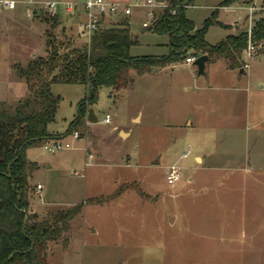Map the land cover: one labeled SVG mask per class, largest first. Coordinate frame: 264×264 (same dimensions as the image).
Instances as JSON below:
<instances>
[{
	"label": "rangeland",
	"instance_id": "1",
	"mask_svg": "<svg viewBox=\"0 0 264 264\" xmlns=\"http://www.w3.org/2000/svg\"><path fill=\"white\" fill-rule=\"evenodd\" d=\"M220 2L194 0L186 12L200 28L218 8L216 18L224 25L207 28L205 40L211 45L234 34L235 27L247 31L253 25L247 19V5L255 7L251 21L264 17V0H224L227 6ZM35 8L27 13L17 5L0 11V101L26 92L11 64L45 54L49 26L42 18L48 11ZM160 9H155V16ZM143 10H133L129 28L137 43L130 54L167 55V37L142 28ZM50 31L64 46L88 42L72 20ZM262 44L249 57L243 52L248 68H242L244 73L234 70L226 81L221 59L206 62L203 74L184 60L151 74L131 72L127 88L98 89L96 101L85 106L82 126L74 128L78 138L71 134L61 138L69 148L29 150L27 157L39 166L30 177L33 185L42 186L39 194L34 188L31 198V208L39 216L127 188L109 201L84 205L69 222L67 247L60 241L50 244L51 264H264ZM207 83L227 88L202 90ZM50 90L58 96V107L48 129L60 135L89 89L79 83H52ZM198 103L201 113L208 114V125L188 127L187 118L204 117L195 108ZM89 108L96 122L87 120ZM105 114L109 124L103 122ZM136 114L139 121L132 119ZM218 125L221 130L214 131ZM187 149L191 153L182 157ZM172 165L182 168L183 178L168 185L165 175Z\"/></svg>",
	"mask_w": 264,
	"mask_h": 264
},
{
	"label": "trees",
	"instance_id": "2",
	"mask_svg": "<svg viewBox=\"0 0 264 264\" xmlns=\"http://www.w3.org/2000/svg\"><path fill=\"white\" fill-rule=\"evenodd\" d=\"M193 2L164 0V7L148 27L150 32L168 39L169 53L161 56L130 54L137 37L130 33L126 18L98 28L87 44L73 47L58 42L50 31L60 24L59 14H44L42 21L50 29L46 30L45 54L32 57L25 64L10 66L14 75L24 82L25 94L0 101V264H51L47 254L50 244L60 241L67 247L69 238L65 234L70 229L69 222L85 204H101L127 189L119 187L101 200L89 198L45 216H39L31 208L35 186L30 177L38 165L27 158V150L61 139L82 126L85 106L96 101L100 87L119 91L131 83V72L142 75L202 54L207 55L206 62L221 59L227 69L240 70L248 42L264 43V17L261 16L254 21L250 37L243 30L228 34L215 45L207 43V28L219 23L216 9L196 28L185 13ZM228 4L222 1L220 6ZM63 46L66 50H62ZM52 83H79L89 89L88 96L79 101L67 130L60 135L48 130L58 107V96L50 90Z\"/></svg>",
	"mask_w": 264,
	"mask_h": 264
},
{
	"label": "built area",
	"instance_id": "3",
	"mask_svg": "<svg viewBox=\"0 0 264 264\" xmlns=\"http://www.w3.org/2000/svg\"><path fill=\"white\" fill-rule=\"evenodd\" d=\"M255 1V0H253ZM163 2H157L156 0H127V1H110V0H82L81 2H69V1H49L44 2L42 7H44L49 13H57V11L65 9L66 11H72L75 6H80L84 12L85 19L80 24L82 33L89 38L91 34L98 30V28L104 26L103 21L105 19H117L121 20L130 16L134 9H144L146 12V20L142 22V28H148L151 25V22L156 18L154 11L156 8H163ZM17 6V0H0V11H10L14 10ZM248 7V16L247 19L250 24H253L252 13L255 10V7L250 4ZM252 25L249 26L247 30V35L250 37ZM262 42L255 45L250 41L248 42L247 48L244 50V53L249 57L252 52L257 48L262 46ZM196 56H188L184 59L185 63H193ZM244 68H247L248 65L244 64ZM103 122L109 124L110 117L108 114H105ZM74 138H78V132L74 131L71 134ZM63 139L49 140L45 142L42 146L47 152L60 151L62 149L69 148V143H62ZM191 153L190 149H187L182 153V157H187ZM76 174V173H75ZM183 172L182 168L178 166H170L167 168L165 175V181L168 185H174L182 180ZM42 186L37 184L35 186V194H39Z\"/></svg>",
	"mask_w": 264,
	"mask_h": 264
},
{
	"label": "crops",
	"instance_id": "4",
	"mask_svg": "<svg viewBox=\"0 0 264 264\" xmlns=\"http://www.w3.org/2000/svg\"><path fill=\"white\" fill-rule=\"evenodd\" d=\"M49 1H52V0H44V1H42V0H37V1H32V0H17V5H19V10L20 11H22L23 9H27L26 11H27V13H28V8H34V7H36L35 9H41L40 7L42 6V4L44 3V2H49ZM82 0H77V1H73V2H81ZM110 1H127V0H110ZM222 1H224V0H222ZM69 2H72V0H70ZM221 3V2H220ZM31 4V5H30ZM191 6V5H190ZM190 6H187V8H186V10H185V13L187 12V9H188V7H190ZM219 6H220V4H219ZM224 6V5H223ZM225 6H227V5H225ZM17 7V6H16ZM215 9H218L217 7L215 8ZM214 9V10H215ZM139 10H142V9H139ZM11 11V10H10ZM62 12H64V14H62ZM218 12V11H217ZM57 13L59 14V18H60V24L63 26V25H66L67 23H69V22H71V20L72 21H75L76 23H77V28H78V32L81 34V36L83 37V36H85L83 33H82V31H81V28H79L80 27V24L84 21V19H85V15H84V12H83V10H82V8L80 7V6H75V8L72 10V11H66L65 9H62V10H59V11H57ZM143 13H144V10H143ZM132 14H133V12H132ZM132 14L130 15V16H128L127 18H126V20H127V26H128V28H129V26H130V21H131V18H132ZM187 14V13H186ZM187 16V15H186ZM188 17V16H187ZM189 19H190V17H188ZM146 19H144V20H142V22L143 21H145ZM190 20H192V19H190ZM216 20L220 23V25H224L222 22H220V20H218L217 18H216ZM119 20H117V19H105L104 21H103V24L105 25V26H109L110 24H113V23H116V22H118ZM142 22H141V24H142ZM219 23H216V24H219ZM79 26V27H78ZM129 30H130V28H129ZM240 31H238V28H236L235 27V33L233 34V35H235V34H238ZM131 33V32H130ZM132 34V33H131ZM232 34V33H231ZM133 35V34H132ZM137 37V36H136ZM168 40V39H167ZM218 60H215V61H213V62H217ZM212 62V63H213ZM224 65V66H223ZM166 67H169V66H166ZM166 67H164V68H166ZM205 67H206V64H205ZM205 67H204V70H205ZM220 68H221V72H222V75H223V78H224V80L226 81L227 79H231L232 78V76H233V72H234V70H230V69H227V67H226V65H225V63L224 64H221L220 66H219ZM248 68V67H247ZM161 69H163V68H160V69H154V70H152V71H150V72H148V73H144V74H151V73H155V71H157V70H161ZM236 71V70H235ZM244 69H240L239 70V72L240 73H244ZM207 87H209V88H214V89H220V88H223V89H226L227 87H225V86H222V85H219V84H212L211 86L210 85H208V83H207V86H203L201 89L202 90H204V89H206ZM195 108H196V110H197V112L198 113H200V115L199 116H204L203 118H200V119H195V120H192V118H187L186 120H185V124L188 126V127H192L193 125H195V126H199V127H202V124H207L208 125V121H207V116H208V114L206 113V112H203V113H201V111H204L203 110V106H202V104L201 103H198V104H196V106H195ZM206 109V108H205ZM211 113H214V112H211ZM132 119H133V121L134 120H137V121H139V119H140V114H136L135 116H133L132 117ZM195 122V123H194ZM220 125H218L217 127H215L214 128V131H220L221 129L220 128H218ZM49 130V129H48ZM49 132H51L50 130H49ZM52 133V132H51ZM121 134H124V136L126 135V134H128V132H120ZM39 147H41V146H39ZM32 148H38V147H32ZM32 148H29L28 150H27V152H26V155H27V153L29 152V150L30 149H32ZM28 156V155H27ZM29 160H31V161H33V162H35L37 165H38V163H37V161H35L34 159H31V158H29V157H27ZM194 158H197V157H194ZM38 169H39V166H38ZM37 184H39V183H36L34 186H36ZM85 205H88V204H85Z\"/></svg>",
	"mask_w": 264,
	"mask_h": 264
},
{
	"label": "water",
	"instance_id": "5",
	"mask_svg": "<svg viewBox=\"0 0 264 264\" xmlns=\"http://www.w3.org/2000/svg\"><path fill=\"white\" fill-rule=\"evenodd\" d=\"M54 1L58 2L60 0H54ZM156 1L157 2H163L164 0H156ZM59 21H60V18H59ZM207 59H208V57L205 54L196 56V58L193 61V65L196 66L197 74H203L204 73V67H205V63H206ZM86 117H87V120L89 122H96L97 121V118L94 115L92 108L88 109ZM121 135H124V134H121Z\"/></svg>",
	"mask_w": 264,
	"mask_h": 264
}]
</instances>
